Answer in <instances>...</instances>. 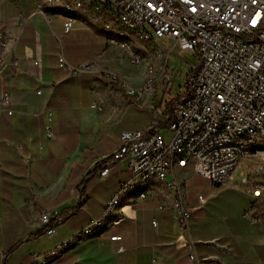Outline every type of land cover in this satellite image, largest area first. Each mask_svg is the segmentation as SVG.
<instances>
[{"label": "crops", "instance_id": "obj_1", "mask_svg": "<svg viewBox=\"0 0 264 264\" xmlns=\"http://www.w3.org/2000/svg\"><path fill=\"white\" fill-rule=\"evenodd\" d=\"M49 8L28 13L14 0H0L5 54L11 56L13 49L18 60L16 69L0 70V96L9 94L6 108L12 111L0 110V264H148L151 259L158 264H264V224L254 216L260 207L253 213L258 199L246 192L252 204L238 215L208 211L193 196L181 195L191 211L185 227L178 223L166 181H133L112 214L102 217L107 202L130 178L127 160L109 163L120 133L157 121L158 91L137 101L124 90L104 88L96 62L105 64L101 55L110 48H104L101 25L85 22L78 13L64 33V14ZM128 41L147 42L131 35ZM60 50L69 65L85 69L74 75L59 69ZM146 64L143 58L144 70ZM47 111L51 137L44 131ZM190 174L181 168L173 173L183 186ZM221 186L216 194L234 187ZM150 190L157 196L139 198ZM41 208L62 217L50 236L37 223ZM91 219L102 222L85 232ZM189 240L198 261L187 258Z\"/></svg>", "mask_w": 264, "mask_h": 264}, {"label": "built area", "instance_id": "obj_2", "mask_svg": "<svg viewBox=\"0 0 264 264\" xmlns=\"http://www.w3.org/2000/svg\"><path fill=\"white\" fill-rule=\"evenodd\" d=\"M50 1L78 6L83 12L96 16L102 24L114 25L116 20H125L140 25L141 35L148 37V44H152L154 38L170 39L173 44L168 52L178 48L194 53L198 59L185 75L183 90L172 105L173 117L166 129L167 136L161 131L158 121L152 122L144 130L120 133L119 144L112 152L109 163L127 160L130 178L110 198L103 213L110 210L113 198H117L123 188L132 184L133 180L143 179L146 172L163 176L171 206L177 207L176 195L184 197V191L182 181L173 175L176 168L199 175L213 186L236 187L232 182L233 172L242 163L244 169L239 173L240 184L248 186L244 192L254 200L261 197L264 193V158H244L238 152L221 151V142L240 141L245 146L264 143V0ZM73 24L72 21L63 20V32H69ZM6 40V34L0 31V70L6 66L16 69L18 60L12 54L13 49L10 60L2 57V44H6ZM245 40H252V47H245ZM103 45L104 48L126 50V47L115 43ZM129 57L131 63L137 66V56L129 53ZM57 67L68 75L80 70L66 62L61 50ZM158 75L167 86L171 71L167 69L165 61L158 74L143 75L142 87L137 93L136 90H129L127 95L137 101L144 94L151 95ZM9 102V94L2 93L0 110L8 115L12 113L6 108ZM92 107L97 108L96 105ZM51 120L52 113L47 111L44 125L47 137L52 136ZM106 172L107 169H104L99 173L105 175ZM169 174L172 178L167 181ZM248 176L251 178L248 179ZM156 196L157 193L150 190V194L139 198ZM196 201L198 205H204L203 194H197ZM176 217L178 223L187 227L191 217L187 204L186 210H177ZM61 219L56 212L41 208L37 223L44 229V234L50 236L54 233L53 224ZM118 221L117 218L113 224ZM155 225L153 221L152 226ZM110 239L119 240L120 236ZM65 242L67 240L60 245ZM55 249L50 252H55ZM187 258L198 261L191 240L187 243ZM148 264L158 263L151 259Z\"/></svg>", "mask_w": 264, "mask_h": 264}, {"label": "rangeland", "instance_id": "obj_3", "mask_svg": "<svg viewBox=\"0 0 264 264\" xmlns=\"http://www.w3.org/2000/svg\"><path fill=\"white\" fill-rule=\"evenodd\" d=\"M14 1L16 4H18L21 10L28 13H32L35 10L45 11L49 8L46 6L47 4L45 3V0ZM54 16H56V19L62 17L61 15ZM134 38L144 40L141 37ZM129 39L130 37L126 39L129 49L121 50L119 48H110L108 50V54L101 55L103 60L106 62L105 64H100V61L96 62L101 69V77L109 76L114 78L117 81V87L124 90V92L136 90L137 93L142 87V80L144 78L143 72L146 71L143 68V62L140 66H135L131 63L128 52L132 51L136 54L140 53L144 58V61L149 63L146 65L155 71L157 70L158 73L159 68H161V65H163L165 61L167 69L171 71V80L166 86L162 77L158 75V81L155 82L153 86V92H151V96H154L155 92L158 91V116H160L163 114L164 104L167 103L170 98L183 90L185 75L191 67L197 64L198 59L194 53L183 52L178 50V48H173L172 51L168 52L173 44L172 40L170 39L154 38L152 44H148L147 40H144L147 42H141V44H139L140 42L133 43L129 42ZM141 47H144L146 51L138 52ZM104 88H106L108 91H111L109 86H104ZM145 97H148V94H144L141 100H143ZM161 129L165 136H167V128L163 127ZM241 169H244L242 163H240L233 172L232 182L236 187L238 186V189L235 187H229L226 191L218 194L215 193L217 191H214V189L219 188L220 186L210 185L205 178L199 175L190 174L184 180V197L186 194H189L196 199V195L202 193L205 198L203 207H206V210L208 211H219V214H222L223 211H227L233 215L243 213V210L251 206L252 201L244 192L248 186L240 184L239 173ZM240 188H242L243 191H241ZM258 207L260 208L254 214V216L256 217V220H261V222L264 224V193L260 198H258L257 203H254L253 213Z\"/></svg>", "mask_w": 264, "mask_h": 264}, {"label": "bare ground", "instance_id": "obj_4", "mask_svg": "<svg viewBox=\"0 0 264 264\" xmlns=\"http://www.w3.org/2000/svg\"><path fill=\"white\" fill-rule=\"evenodd\" d=\"M57 1H64V0H57ZM46 6L59 10L64 14V20L76 22L75 14L82 13L85 16V22L93 25H101L102 29L104 30V43H115L117 46L126 47V49H129V45L126 41L127 38L130 37V35L134 37H141L144 40L148 41V37L145 35H141V28L140 25L128 23L125 20H116V24H102L100 23V20L96 18V16H93L92 13H86L83 12V9L79 8L78 6H72L67 3H56L50 0H45ZM101 29V28H100ZM245 47H252V40H245ZM5 48L6 44H2V57H8V51L5 54ZM10 53V52H9ZM130 55L137 56L138 65L140 66L143 62V58L137 53H134L132 51H129ZM147 69V70H146ZM149 69V70H148ZM145 74L148 73V75H156L158 74V71L153 70L151 67L147 66L145 67ZM221 151L224 152H238L239 156L244 158H254V157H261L264 158V143H249L244 145V143H240V141H226L221 142ZM165 181L163 179V176H160L158 173L155 172H146V176L143 177V179L140 180H133L137 183L142 182H150V181ZM125 190L123 188L122 192ZM120 192V195L122 194ZM120 195L117 196V198H113L112 204H110V210H107V212L103 213V218H106L111 213V210L114 209V207L118 204ZM144 194H141L140 197H142ZM176 204L177 207L174 206V210L177 214V210H186V207L183 206L182 197L181 195H176ZM102 220H94L91 221L88 228L95 225H100ZM64 245V244H63ZM66 245V244H65ZM62 246L60 248L65 247ZM55 252H50L49 255H54Z\"/></svg>", "mask_w": 264, "mask_h": 264}, {"label": "trees", "instance_id": "obj_5", "mask_svg": "<svg viewBox=\"0 0 264 264\" xmlns=\"http://www.w3.org/2000/svg\"><path fill=\"white\" fill-rule=\"evenodd\" d=\"M51 10L55 13H58V11L55 9H51ZM97 81H99V83L103 84L104 86H109V88L111 89L112 92H117V91L122 92L123 91L121 88L117 87L116 79L111 78L109 76H104L103 78H98ZM178 94L179 93H177L175 96L170 98L168 100V102L164 104L163 114L158 116V119H157L158 125L160 128H163V127L167 128L170 125V123L172 121V117H173L172 116V105L177 100ZM250 178H251V176H248V179H250ZM252 178H257V177L252 176ZM90 228L86 229L85 232L89 231Z\"/></svg>", "mask_w": 264, "mask_h": 264}]
</instances>
